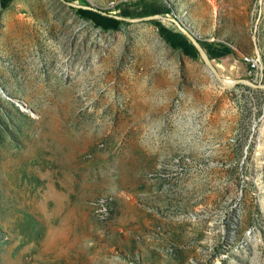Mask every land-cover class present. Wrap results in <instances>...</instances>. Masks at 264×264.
I'll use <instances>...</instances> for the list:
<instances>
[{
	"label": "rangeland",
	"instance_id": "rangeland-1",
	"mask_svg": "<svg viewBox=\"0 0 264 264\" xmlns=\"http://www.w3.org/2000/svg\"><path fill=\"white\" fill-rule=\"evenodd\" d=\"M84 1L252 84L167 21L0 0V264H264V0Z\"/></svg>",
	"mask_w": 264,
	"mask_h": 264
},
{
	"label": "water",
	"instance_id": "water-1",
	"mask_svg": "<svg viewBox=\"0 0 264 264\" xmlns=\"http://www.w3.org/2000/svg\"><path fill=\"white\" fill-rule=\"evenodd\" d=\"M63 2L70 7H79V8L89 9L90 11H96L102 15H107L111 18L125 21V22L149 21V20H160L161 22L167 21L171 23L172 25H174L177 28V30L180 31L186 37V39L194 46V48L197 51L198 61L205 64L208 71L212 74V76L218 83L226 87L234 86L239 83L252 84L249 80H246V79H232V78L229 79V78L222 77L219 71L217 70V68L212 63L211 61L212 59L209 58L202 44H200L199 39L175 15L170 16L169 11H164V12L158 11L152 14H146V15L144 14L141 16L132 17V16L125 15L126 14L125 10L120 11V15H119L115 13H108L106 11L93 8L89 5L73 3L67 0H63Z\"/></svg>",
	"mask_w": 264,
	"mask_h": 264
},
{
	"label": "trees",
	"instance_id": "trees-1",
	"mask_svg": "<svg viewBox=\"0 0 264 264\" xmlns=\"http://www.w3.org/2000/svg\"><path fill=\"white\" fill-rule=\"evenodd\" d=\"M141 1H143V0H141ZM151 3V2H150ZM79 4H82V5H88V3L86 2V1H81V3H79ZM151 6V5H150ZM148 8V7H147ZM150 10H152V9H150ZM150 10H148L147 12H149ZM92 13L93 14H95V15H97L98 17H102V18H108V19H110V20H113L114 22H116V23H119V22H121V20H117V19H114V18H111V17H109V16H107V15H102V14H100L99 12H96V11H92ZM127 14V13H126ZM147 14H152V13H147ZM146 15V14H145ZM128 16H130V15H128ZM149 22L150 23H154V24H156L157 23V20H149ZM158 22H160L161 23V25H162V27L163 28H165L166 26H163L164 24L159 20ZM168 25H171L170 27H173V31H175V33L176 34H178V35H181V37H182V39H184V41H186L187 43H188V45H190V47H192V49H194V51L197 53V51H196V49L194 48V46L186 39V37L180 32V31H178L177 30V28L174 26V25H172L171 23H169L168 22ZM169 29H172V28H169ZM202 46L204 47V49L206 50V52H207V54H208V56H209V58H218V57H222V56H225V55H227V54H225L226 52H220V51H222V50H220V51H215V52H212V51H210L209 50V48H208V46H204L203 44H202ZM219 50V49H218Z\"/></svg>",
	"mask_w": 264,
	"mask_h": 264
},
{
	"label": "built area",
	"instance_id": "built-area-1",
	"mask_svg": "<svg viewBox=\"0 0 264 264\" xmlns=\"http://www.w3.org/2000/svg\"><path fill=\"white\" fill-rule=\"evenodd\" d=\"M241 60L246 65L248 76L257 78L264 72V54L252 53L249 54V58L241 57Z\"/></svg>",
	"mask_w": 264,
	"mask_h": 264
},
{
	"label": "crops",
	"instance_id": "crops-1",
	"mask_svg": "<svg viewBox=\"0 0 264 264\" xmlns=\"http://www.w3.org/2000/svg\"><path fill=\"white\" fill-rule=\"evenodd\" d=\"M95 19H99V23H100V22L107 23L108 21H110L109 19H105V18H102V17H96ZM111 22H114V21L111 20ZM108 24H110V23L108 22ZM218 58H219V57H218Z\"/></svg>",
	"mask_w": 264,
	"mask_h": 264
},
{
	"label": "bare ground",
	"instance_id": "bare-ground-1",
	"mask_svg": "<svg viewBox=\"0 0 264 264\" xmlns=\"http://www.w3.org/2000/svg\"><path fill=\"white\" fill-rule=\"evenodd\" d=\"M244 58H249V57H244ZM108 198V197H107ZM107 200V199H106ZM100 205H103V204H100ZM109 208V207H108ZM105 212H107V211H105ZM99 213V212H98ZM109 215V214H108Z\"/></svg>",
	"mask_w": 264,
	"mask_h": 264
}]
</instances>
